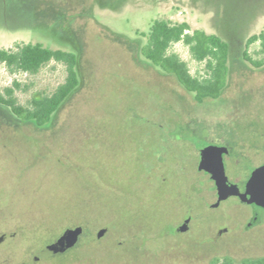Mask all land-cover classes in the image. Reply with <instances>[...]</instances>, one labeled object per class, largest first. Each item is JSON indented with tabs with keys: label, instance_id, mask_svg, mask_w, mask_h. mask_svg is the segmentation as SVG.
<instances>
[{
	"label": "rangeland",
	"instance_id": "374dc122",
	"mask_svg": "<svg viewBox=\"0 0 264 264\" xmlns=\"http://www.w3.org/2000/svg\"><path fill=\"white\" fill-rule=\"evenodd\" d=\"M105 1L42 0L60 6L51 13L46 4L36 11L32 0H0V47L33 42L82 51L81 85L48 128L0 125V264H212L225 256L239 264L264 256V212L249 228L252 208L236 196L213 207V191L199 196L189 179L197 176L192 167L176 176L166 167V180L140 189L143 170L168 138L191 155L203 136L247 152L227 160L238 185L264 162V66L243 57L247 38L264 30V0ZM158 18L188 21L231 43L219 98L198 102L174 77L142 65L141 32ZM103 25L135 42L113 40ZM172 50L192 73L206 74L186 44ZM258 51L251 45L257 59L264 56ZM66 77V66L54 60L37 73L0 65V88L13 87L24 105ZM116 220L131 226L120 231ZM75 224L84 231L63 256L65 230Z\"/></svg>",
	"mask_w": 264,
	"mask_h": 264
},
{
	"label": "trees",
	"instance_id": "16d2710c",
	"mask_svg": "<svg viewBox=\"0 0 264 264\" xmlns=\"http://www.w3.org/2000/svg\"><path fill=\"white\" fill-rule=\"evenodd\" d=\"M32 1L37 5L36 11L43 9L46 4L42 0ZM99 1L102 6H108L105 0ZM46 5L50 7V10L52 9L51 13L56 12L60 7L59 5ZM102 28L113 40L124 41V43L135 42L134 40L129 41L122 34L116 33L104 25ZM141 34L147 38L146 43L141 46V53L145 58L141 63L145 68H160L165 76L174 77L181 87L194 93L195 100L198 102L217 99L221 96L228 83L231 54V43L222 35L209 33L204 29H193L188 21L172 22L162 18L155 19L150 30L143 31ZM178 42H183L189 47L195 60L206 63V74L191 72L188 62L179 53L172 50V46ZM256 43L259 44L258 52L264 55V30L247 38L243 57L255 67H262L264 66V56L257 59L249 52L251 45ZM81 58L82 51L76 53L64 49H54L42 43L18 42L15 47H0V65H5L11 71L37 73L44 65L53 60L63 63L67 68V77L63 83L51 94L34 96L28 105L19 103L13 87L0 88V125L8 129L10 126L19 124H32L39 129L48 128L54 115L81 85L79 74ZM14 85L19 86L17 82ZM203 137V142L199 145L207 141L205 136ZM184 139L187 140V138ZM161 140L159 138L158 141L161 142ZM169 140L168 138L164 148L160 146L154 153L155 163L150 168L147 166V169L143 170L140 189L144 190L153 186L154 180L152 181V179L154 178L166 180L164 173L166 167L170 169L171 176H176L182 171L174 160V153L179 147L178 140L175 137L173 141ZM128 225L130 227L131 223L116 220L113 227L127 231ZM78 226H82L84 231L83 224H75L65 231L68 232ZM77 245L71 251H75ZM67 252L61 253V255L65 256ZM221 262L223 264H238L229 256L222 259L215 258L212 264ZM239 264H264V256L245 258Z\"/></svg>",
	"mask_w": 264,
	"mask_h": 264
},
{
	"label": "water",
	"instance_id": "95a60500",
	"mask_svg": "<svg viewBox=\"0 0 264 264\" xmlns=\"http://www.w3.org/2000/svg\"><path fill=\"white\" fill-rule=\"evenodd\" d=\"M226 146L220 144H206L200 147V169H205L212 173V178L218 190V199L213 206H218L222 200L231 195H239L242 200L249 204H256L264 208V164L254 168L250 178L246 183L245 191L240 190L237 183L231 182L226 170L224 154ZM109 225L104 227L100 235L106 234ZM83 232V227L78 226L66 232L67 240L63 242L61 252L75 245L80 235ZM6 238V234L0 236V242Z\"/></svg>",
	"mask_w": 264,
	"mask_h": 264
},
{
	"label": "flooded vegetation",
	"instance_id": "af4514ba",
	"mask_svg": "<svg viewBox=\"0 0 264 264\" xmlns=\"http://www.w3.org/2000/svg\"><path fill=\"white\" fill-rule=\"evenodd\" d=\"M210 143L220 144V145L226 146V152L224 154L226 170H227V164H229V163H227V160L229 162L230 161H236L235 158H239L241 156L244 157L247 154V152L245 153V152L238 151V149L234 145H232V143L229 142V141L215 142V141L207 140L205 143L196 146V148L198 149V154H192L191 155L190 153L185 151L186 147H182V148L178 147V148H176V151L174 153V160H175L176 165L178 166V168H180V170H182V171H180V174H188L189 173L188 169H190L191 167L193 168L195 173H197V176H195V175L193 176V174H192V176L190 175L189 179L192 180L193 184H197V187L200 190L199 191V196H203L205 194L207 195V192L209 190L213 191V199L215 198V201L213 203H211V205H213L218 199V190H217V187H216V184H215V180L212 178V173L211 172H209V171H207L205 169H200L199 168L200 161H201L200 147L203 146V145H206V144H210ZM262 164H264V162L261 163L260 165H262ZM252 171H251L250 175L247 177V179L244 181V183L242 185H239L241 191H245L246 183H247L248 179L250 178V176L252 174ZM178 174L179 173H177L176 175H178ZM212 187H214V189H212ZM231 196H236L241 201L245 202L244 200H242V198L239 195H231ZM245 203H247V202H245ZM247 204H249V203H247ZM249 205L252 208V212L250 213L249 219H248L247 223H245V226L251 228V227L255 226L257 223H259V222H261L263 220L262 213L264 212V208L259 206V205H256V204H249ZM218 206H213V207H218ZM75 245H73L71 248H73Z\"/></svg>",
	"mask_w": 264,
	"mask_h": 264
}]
</instances>
